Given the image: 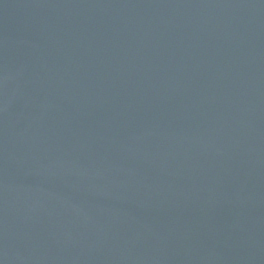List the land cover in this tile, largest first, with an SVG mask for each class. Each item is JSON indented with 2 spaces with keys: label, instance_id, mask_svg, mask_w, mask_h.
Here are the masks:
<instances>
[{
  "label": "water",
  "instance_id": "95a60500",
  "mask_svg": "<svg viewBox=\"0 0 264 264\" xmlns=\"http://www.w3.org/2000/svg\"><path fill=\"white\" fill-rule=\"evenodd\" d=\"M0 264H264V0H0Z\"/></svg>",
  "mask_w": 264,
  "mask_h": 264
}]
</instances>
